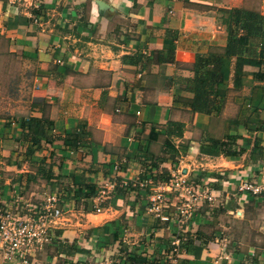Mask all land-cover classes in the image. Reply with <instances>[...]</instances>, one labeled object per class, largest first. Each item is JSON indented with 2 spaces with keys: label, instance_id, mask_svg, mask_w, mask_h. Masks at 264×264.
<instances>
[{
  "label": "crops",
  "instance_id": "crops-1",
  "mask_svg": "<svg viewBox=\"0 0 264 264\" xmlns=\"http://www.w3.org/2000/svg\"><path fill=\"white\" fill-rule=\"evenodd\" d=\"M38 1V6L30 7L0 0V93L2 88L7 93V116H0V144L5 136L18 140L21 130L14 120L22 116L49 117L55 134L62 138L85 122L90 130L85 146L72 152L55 141L44 144L33 160L51 155L55 173L64 176L61 181L72 186L71 174L85 172L89 181L100 186L106 180H144L149 173L159 182L182 158L189 182L216 188L221 198L218 208L226 213L241 211L238 217L242 218L245 203L264 202L263 197L236 195L239 177L264 164V154L253 151L255 140L264 151V80L254 79V73L264 72V66H244L248 75L239 90L233 89L231 73L223 86L228 89L223 110L216 117L191 111L187 101L193 93L186 82L193 76L197 54L227 43L222 10H261L246 4L248 0ZM15 77L22 80L18 91L23 97L31 94L34 98V103L23 98L22 110L16 107L13 95ZM254 107L261 116L252 113ZM235 118L241 119L237 127L231 123ZM169 121L185 125L183 137L174 142L187 152L174 161L164 160L168 157L163 144ZM151 129L159 135L150 137ZM228 132L237 136V145L244 149L241 156L229 159L222 151L202 149V144H208L206 137L223 139ZM9 154V149L0 152L2 157ZM5 164L17 172L30 170L27 163L21 169ZM116 164L118 172L114 171ZM155 192L153 187H138L122 195L117 189L104 202L102 213L78 210L75 202L65 199L66 208L71 205L75 211L57 229L65 237L76 238L78 251L70 261L57 250L56 255L65 258V264H87V259L98 255L95 264H103L107 259L115 261L122 249V253L148 260L160 257L162 264H171L163 258L166 247L186 233L205 232L203 226L211 220L206 207L214 206L204 203L193 219L181 221L170 205L163 210L170 221L163 222L150 210ZM99 216H104L99 224L90 219ZM223 238L212 237L206 246L197 240L196 248L184 240L181 264H249L254 259L253 264H264V250L258 258L253 247L245 253L237 246L231 251ZM91 239L94 244L84 245ZM100 240L104 243L98 248ZM122 258L125 264L126 256Z\"/></svg>",
  "mask_w": 264,
  "mask_h": 264
},
{
  "label": "trees",
  "instance_id": "trees-1",
  "mask_svg": "<svg viewBox=\"0 0 264 264\" xmlns=\"http://www.w3.org/2000/svg\"><path fill=\"white\" fill-rule=\"evenodd\" d=\"M222 12L224 13L222 21L227 28L226 45L224 47L212 48L207 54H197L192 65L193 76L186 80L187 87L193 93L192 98L187 101V105L193 113L204 114L210 117L220 115L223 110L227 95L226 91L228 90L223 88V86L229 83L231 73L233 89L239 90L243 87L244 80L248 75L244 70V66H264V14L261 11L245 7H234L222 10ZM254 79L256 81H263L264 72H255ZM252 113L255 116H261V111L257 107L253 108ZM14 121L18 124L21 134L18 140H10L7 136L3 138L2 148L10 150V154L3 159L6 160L7 164L15 165L18 169H21L25 163L34 165L36 169L34 171H21L13 174L9 183L6 182L5 178L0 176V207L5 209L7 206H10L4 201V197L8 195L7 200L13 202L15 206L13 207L14 213H20L21 215L33 213L32 215L36 216L43 203L36 207L33 206L29 210L26 194L31 188V184L41 178L46 181L51 191L60 193L61 197L66 192L67 199H74L73 201L76 203V206H80L81 204L85 211H91L89 205L93 204L91 202L96 198L99 191V184L96 181H89L85 172L79 175L72 173L70 177L72 186L70 184L63 185L61 184V179L64 176L60 172L55 173L53 169L55 159L53 156L51 157L50 155L49 158L43 157L39 162L33 160L34 155L42 149L44 144H53L55 141H61L72 152L85 146L90 136V130L85 122L78 123L76 131L62 138L55 134L53 121L45 115L41 117L22 116ZM231 123L232 126L237 127L241 123V119L235 118L234 123L233 121ZM6 127H11V123H8ZM184 127V123L179 121L168 122L165 128L166 138L163 144V151L168 157L164 158V160L171 159L174 161L180 155L187 152L185 146H177L174 142L176 137H183ZM158 135L159 133L156 129H151L150 137ZM236 141L237 136L228 132L227 135H224L223 139L206 137L205 142L208 144L206 146L202 144L201 147L203 150L222 151L225 157L231 159L241 156L244 152V149L237 145ZM20 148L23 150H20ZM253 151L261 155L264 154L259 141L255 140ZM117 189L120 194L126 195L130 191H137L138 187H118ZM18 206H23L22 211L15 209H19ZM63 233L64 231L61 229L54 230L51 244L56 247L58 252L66 254L68 259L66 261H70V257H73L78 251L75 242L76 238L72 240L70 237H65ZM179 237L181 240H185L186 244H189V247L195 248L197 240H200L203 246L213 241L212 236L199 231L194 234L186 233ZM113 238L115 240L116 236L114 235ZM122 252V249L119 250L113 264H121L120 259L123 255L124 257L126 256V259L124 258L126 260L125 264H162V258L160 257L148 260L142 259L138 255H131L132 253L128 251ZM195 252L197 254L199 249L195 250ZM164 257L165 254H163ZM253 261L250 260L249 264H253ZM179 264H181V260H179Z\"/></svg>",
  "mask_w": 264,
  "mask_h": 264
},
{
  "label": "built area",
  "instance_id": "built-area-1",
  "mask_svg": "<svg viewBox=\"0 0 264 264\" xmlns=\"http://www.w3.org/2000/svg\"><path fill=\"white\" fill-rule=\"evenodd\" d=\"M16 1L30 7L39 5L38 0H12V2ZM181 162L182 158L179 159L178 163L175 162L169 176L159 182H155L152 173H149L144 180L122 179L119 183L115 180L104 181L100 184L98 195L93 200L94 211L102 213L101 204L107 201L117 191L118 187L128 188L132 186L142 189L153 187L156 192L152 196L150 210L161 221H170V215L163 213V210L170 205L176 207L181 221H190L202 204L209 203L212 205L220 195L216 188L210 187L208 184L190 183L182 166L179 165ZM118 170L119 165L116 164L114 171L118 172ZM253 172L254 174H251ZM253 172L239 177L236 195L264 196V164ZM64 202L65 199H62L60 193L49 192L36 216L14 213L11 206H7L5 209L0 207V264H38V253L51 243L53 231L67 222L68 216L66 214L73 213L72 209L66 208ZM27 207L30 210L33 205L28 203ZM234 212H236V216L242 213L235 210L232 214ZM226 240L223 238L222 241L225 247ZM183 241L180 237L175 238L166 247L164 254L171 264H179V258L183 251L182 247L186 246L183 245ZM225 258L228 259L229 256L226 255ZM103 262V264H113L111 259Z\"/></svg>",
  "mask_w": 264,
  "mask_h": 264
},
{
  "label": "rangeland",
  "instance_id": "rangeland-1",
  "mask_svg": "<svg viewBox=\"0 0 264 264\" xmlns=\"http://www.w3.org/2000/svg\"><path fill=\"white\" fill-rule=\"evenodd\" d=\"M248 2L253 7L258 8L261 11H264V1L263 0H248L246 4H248ZM15 78H16L17 86L15 87L16 92H14L13 95L16 97V101H17L15 103L16 107L18 106L19 107L18 109L22 110L23 109V107H22L23 106V104H22L23 98L29 99L31 101L34 98L32 97L31 94L30 95L26 94L23 97V92L18 91V89H20V87H22V80H19L17 77H15ZM2 87H4V86H2ZM28 96H29V98H28ZM6 97H7V93L5 91V88H2V92L0 93V116H2V117L7 116ZM32 102L34 103V100ZM33 103H32V105H33ZM21 114L22 113L19 112V115H21ZM16 125L18 126L17 123H16ZM14 132L16 133V131H14ZM2 146H3V144L1 143L0 144L1 154H2V151L4 149H6V148H2ZM3 158H5V157H2V155H1L0 156V173H1L0 176L5 178L6 181H10V178L12 177V175L15 174L17 171L14 167L8 168L5 164L7 162ZM176 161L179 162V159H177ZM27 164H28L27 167L30 170L34 171L36 169V167L34 165H31L29 163H27ZM181 164H179V165H181ZM167 177L168 176L166 174L163 175L161 178V181L165 180V178H167ZM66 181L65 180H64V182L62 181L61 184H63V185L68 184ZM60 188H61V186H60ZM49 192H52L51 188L49 187V185L46 183V181L44 179L40 178L38 181L33 182L31 184V188L28 190V192L26 194V197L28 198V203L32 204L34 207L41 205L45 201V197L47 196V194ZM65 193H63L64 195H62V198L64 196V199L68 200L70 202V204H73L74 199H72V198L67 199L68 196H66ZM236 193H237V191H236ZM262 197L264 198V196H262ZM7 199H8V195H6L4 197V201L7 202L11 206V209H13V207H15L13 205V202H11ZM220 203H221V198L219 197L218 200L214 204H212L216 208L210 207V206L206 207V211H208V210L210 211L211 220H210V222L207 221V223L203 226L204 230H205L204 233L206 235L212 236L213 238H215V237H219V238L226 237V239L229 241V245H231L229 247V249L231 251L234 250V246H237L236 249L242 250L245 253L251 247H253L255 250V253H256L255 256L257 257V255H258L260 257L261 254H263V250H264V202L254 204V202L251 201L250 203H247V204L245 203L244 204V217H242V218L241 217L239 218L238 216H236V212H234V214H230V213H226L225 209L218 208V204H220ZM62 204H63V202H62ZM18 207H19V209L18 208H15V209L17 211H22L23 206L22 207L18 206ZM89 207L91 208V211H94L93 204H90ZM101 207H104V203H103V205H101ZM68 208L72 209L73 212L75 211V210H73V206L71 207V205L68 206ZM75 208L78 210L80 209L82 211L84 210L83 209L84 207H83V205L81 206V204H80V206L75 205ZM172 208H176V207L174 206ZM212 208H214L213 210L216 213V214H214V215H216V218H214V215L212 213ZM102 212H103V210H102ZM32 214H30V215H32ZM66 216H68V214H66ZM103 217L104 216H99L97 218L90 217V219L93 221L94 224H99L102 222L100 220ZM92 221H90V222H92ZM93 239L84 243V245L87 244L90 246V245H92V243L94 244ZM103 243H104V241L100 240L96 244V246L98 248L99 247L101 248ZM55 250H56V247L52 246V244L49 243L38 253V255H40V256H38L37 262L39 263V261H40V264H65V263H67L64 261L65 258L56 255L57 253L55 252ZM82 257H84V256H82ZM98 257L99 256L97 255L96 259ZM96 259L95 258L87 259L88 260L87 264L97 263ZM66 260H68V259H66ZM254 261H255V259H254Z\"/></svg>",
  "mask_w": 264,
  "mask_h": 264
}]
</instances>
